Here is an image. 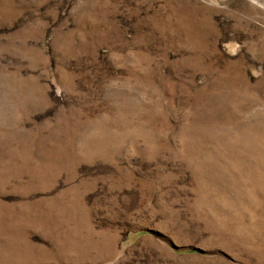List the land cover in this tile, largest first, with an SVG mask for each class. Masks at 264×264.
Masks as SVG:
<instances>
[{"label":"rangeland","instance_id":"374dc122","mask_svg":"<svg viewBox=\"0 0 264 264\" xmlns=\"http://www.w3.org/2000/svg\"><path fill=\"white\" fill-rule=\"evenodd\" d=\"M0 264H264V0H0Z\"/></svg>","mask_w":264,"mask_h":264},{"label":"bare ground","instance_id":"6f19581e","mask_svg":"<svg viewBox=\"0 0 264 264\" xmlns=\"http://www.w3.org/2000/svg\"><path fill=\"white\" fill-rule=\"evenodd\" d=\"M263 2V1H262Z\"/></svg>","mask_w":264,"mask_h":264}]
</instances>
